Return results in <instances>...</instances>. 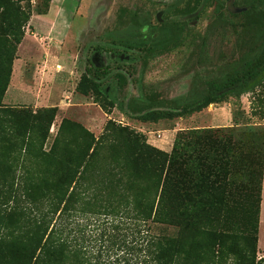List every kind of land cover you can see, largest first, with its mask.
Segmentation results:
<instances>
[{
    "label": "trees",
    "instance_id": "trees-1",
    "mask_svg": "<svg viewBox=\"0 0 264 264\" xmlns=\"http://www.w3.org/2000/svg\"><path fill=\"white\" fill-rule=\"evenodd\" d=\"M181 1L149 34L134 16L114 29L94 47L97 58L83 63L76 89L98 97L104 112L141 121L250 93L251 114L264 121V0H246L232 13L236 56L172 97L143 90L146 61L182 37ZM189 1L183 12L198 1H214L218 15L225 6ZM28 3L0 0V264H264L256 254L261 166L248 173V189L237 185L241 152L229 135L190 129L166 152L111 119L95 138L61 118L47 143L55 106L3 104Z\"/></svg>",
    "mask_w": 264,
    "mask_h": 264
},
{
    "label": "rangeland",
    "instance_id": "rangeland-1",
    "mask_svg": "<svg viewBox=\"0 0 264 264\" xmlns=\"http://www.w3.org/2000/svg\"><path fill=\"white\" fill-rule=\"evenodd\" d=\"M172 1L174 0H52L53 4L47 10L46 0H29L30 15L23 27V36L16 46L11 65H26V71L30 65H44L46 53L42 48H47L48 45L50 61L46 65H55L56 69L57 65H61L60 69H63L62 65H71L68 85L60 91L56 87L52 88L51 95L59 98L53 100L56 113L47 143L54 135L61 118L81 124L95 138L102 132L106 120L111 119L114 123L126 125L136 131L147 143L166 152L170 150L177 135L190 129L209 128L229 135L234 141L235 151L241 152L239 162L235 165V175H232L237 185L248 189V173L261 166L256 254L264 255V121L251 114L250 93L238 97L228 96L199 111L181 116L141 121L124 116L116 108L104 112L96 101L98 97L89 92L80 93L76 89L83 63L88 58H97L93 54L96 45L108 41L110 33L133 16L145 21L141 31L149 34L162 18L174 13V8H168ZM222 1L225 6L221 15L215 12L214 1L205 6H200L198 1L199 4L190 12H183L182 8L187 5L191 7V1L179 2L176 12L183 25L182 37L175 47L146 61L142 75L143 90L146 93L156 94L159 98L182 93L193 82H197L199 77L208 74L212 65L237 55L236 31L239 17L232 13L243 10L246 0ZM228 2L231 4L229 7ZM22 5L25 6L26 3L23 2ZM45 13L51 16V20L52 17L55 20L49 23L50 27L47 20L40 18ZM48 28L51 38L39 39L35 31L43 29L45 32ZM132 65L140 64L133 62ZM9 82L10 77L6 89H16L15 84ZM131 92L134 93V90L131 89ZM12 106L39 108L31 107V103L26 105L21 102Z\"/></svg>",
    "mask_w": 264,
    "mask_h": 264
},
{
    "label": "crops",
    "instance_id": "crops-1",
    "mask_svg": "<svg viewBox=\"0 0 264 264\" xmlns=\"http://www.w3.org/2000/svg\"><path fill=\"white\" fill-rule=\"evenodd\" d=\"M52 4V0H49L47 10ZM47 13H45V15L42 14L44 16H41L40 18L47 20V25L50 27L49 23H51V21L54 22L55 20L53 17L51 20V16ZM35 33H38L39 39L46 38L49 40L51 38V31L49 28L46 29L45 32L42 29L35 31ZM45 48L46 47L42 48L43 52L46 53V56L44 57L46 59L43 60L44 65H30L27 71L26 65H14V63L11 65L12 70L9 83L15 84L16 89L10 91L7 87L2 98L4 104L9 103L15 105L17 102H21L26 105L31 103V107L33 108L47 107L53 106V100L55 101L59 98L51 95L52 88L56 87V89L60 91L61 88L68 85V79L70 78V75L68 74L72 72V68L71 65H62L63 69H60L61 65H57L58 69L55 68V65H46L47 61H50L48 58L50 53L48 52L49 45L46 50ZM65 96L67 97V95ZM98 109L100 108L98 107Z\"/></svg>",
    "mask_w": 264,
    "mask_h": 264
},
{
    "label": "water",
    "instance_id": "water-1",
    "mask_svg": "<svg viewBox=\"0 0 264 264\" xmlns=\"http://www.w3.org/2000/svg\"><path fill=\"white\" fill-rule=\"evenodd\" d=\"M231 4L228 2V7L230 6Z\"/></svg>",
    "mask_w": 264,
    "mask_h": 264
}]
</instances>
